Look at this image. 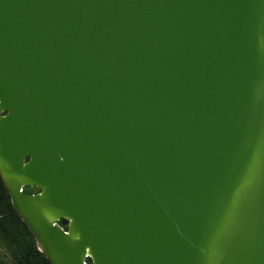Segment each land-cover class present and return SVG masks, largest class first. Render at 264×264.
Instances as JSON below:
<instances>
[{
    "label": "water",
    "instance_id": "water-1",
    "mask_svg": "<svg viewBox=\"0 0 264 264\" xmlns=\"http://www.w3.org/2000/svg\"><path fill=\"white\" fill-rule=\"evenodd\" d=\"M0 179L50 264H264V0H0Z\"/></svg>",
    "mask_w": 264,
    "mask_h": 264
},
{
    "label": "trees",
    "instance_id": "trees-1",
    "mask_svg": "<svg viewBox=\"0 0 264 264\" xmlns=\"http://www.w3.org/2000/svg\"><path fill=\"white\" fill-rule=\"evenodd\" d=\"M67 228V222L59 221ZM90 264V261L87 260ZM0 264H50L37 250L26 225L15 213L0 179Z\"/></svg>",
    "mask_w": 264,
    "mask_h": 264
}]
</instances>
